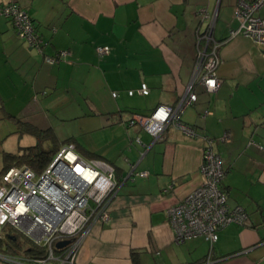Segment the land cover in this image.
<instances>
[{"label":"crops","instance_id":"0c3cea01","mask_svg":"<svg viewBox=\"0 0 264 264\" xmlns=\"http://www.w3.org/2000/svg\"><path fill=\"white\" fill-rule=\"evenodd\" d=\"M10 2L28 12L43 46H29L0 16V109L55 130L45 112L48 93L59 92L60 112L78 118L66 143L114 167L109 217L88 223L76 264H264V46L239 30L237 0H0V6ZM255 15L264 18V7ZM101 46L109 47L102 57ZM213 48L220 84L208 91L196 82L197 98L181 116L195 135L169 123L155 140L128 123L132 112L175 105L198 52ZM60 51L69 54L46 61ZM142 83L147 94L138 91ZM81 107L83 114H73ZM223 135L214 143L225 170L221 186L228 206H242L246 219L220 229L212 244L203 236L178 243L168 209L202 182L204 136ZM131 165L148 174L131 176Z\"/></svg>","mask_w":264,"mask_h":264},{"label":"built area","instance_id":"2783aa9c","mask_svg":"<svg viewBox=\"0 0 264 264\" xmlns=\"http://www.w3.org/2000/svg\"><path fill=\"white\" fill-rule=\"evenodd\" d=\"M261 7H264V0H237L233 14L240 22L239 30L264 46V18L255 15ZM0 16L10 20L17 35L29 46L41 51L43 41L25 9L10 2L0 6ZM96 50L102 57L109 52V47L101 46ZM68 54V51H60L55 57L46 56L45 59L53 63ZM217 65L215 48L208 53L199 51L192 79L176 104H159L149 114L134 112L128 123L139 125L155 140L162 137L169 123L186 134L195 135V129L183 122L181 116L197 98L196 82L208 91L219 86ZM138 91L149 92L145 83ZM128 93L133 91L128 90ZM112 95L118 93L114 91ZM204 139L200 165L202 182L168 209L174 240L178 243L203 236L212 244L220 229L231 223L242 224L246 219L242 206H228L226 192L221 186L224 167L214 143L224 141L225 135L217 139L204 136ZM133 174L146 176L148 172L134 171L131 165L130 175ZM0 181V233L5 226H10L44 251L37 256L0 254L1 259L13 264H76L88 223L108 219L109 200L118 185L112 165L100 159L83 158L73 143L61 145L41 171L36 172L27 165H14L1 173ZM66 239L68 243L56 247L58 241Z\"/></svg>","mask_w":264,"mask_h":264},{"label":"rangeland","instance_id":"374dc122","mask_svg":"<svg viewBox=\"0 0 264 264\" xmlns=\"http://www.w3.org/2000/svg\"><path fill=\"white\" fill-rule=\"evenodd\" d=\"M51 92L52 91H50L47 95V101H49V99H52L51 102H49L51 107L45 112L46 114H49V118L52 119L55 124V130H51L53 132V136L51 137L42 138L36 136L35 134L28 133L25 130V126L21 122L14 119L12 116H9L8 112H3V110L0 109V175L1 170L4 166V152L21 153L24 148L36 145L41 148L47 149L54 145H61L70 140L72 141V139H69L70 137H68V134L70 133L69 126L74 125V122L78 118L73 119L72 117H64V115H71L60 112L62 108L60 100H58L60 97V93L56 92L55 95H52L53 92L52 94ZM70 95L71 94H69L68 96H61V98L70 100ZM71 99H73V97ZM77 99H79L80 101L81 98L79 97ZM74 108L76 107L74 106ZM83 110H85L84 107H81L79 109V112L76 113L75 110V113L73 114H76V116H78L77 114H83V112H85ZM20 165L26 164H15V166Z\"/></svg>","mask_w":264,"mask_h":264},{"label":"trees","instance_id":"16d2710c","mask_svg":"<svg viewBox=\"0 0 264 264\" xmlns=\"http://www.w3.org/2000/svg\"><path fill=\"white\" fill-rule=\"evenodd\" d=\"M12 27L16 32L15 27L13 25ZM34 28L35 31L38 33V35L41 37L35 24H34ZM41 46H43V42ZM22 124L25 126V130L28 133L35 134L38 137L44 138V137L53 136V132L49 128L39 129L29 123H22ZM60 146L61 145H54L52 147L44 149L36 145V146H29L24 148L21 153L4 152L3 154L4 166L1 170V173H3L8 167L12 165L14 166L15 164H22V163L28 165L34 171L39 172L48 165L53 155L57 152ZM1 234H2V237L0 238L1 252L10 254V253H16L21 250V252H23L25 255H35V256L42 254L44 252L42 248L34 245L29 239H27L25 236H23L21 233L17 232L15 229H13L10 226H5L2 232L0 233V235Z\"/></svg>","mask_w":264,"mask_h":264},{"label":"water","instance_id":"95a60500","mask_svg":"<svg viewBox=\"0 0 264 264\" xmlns=\"http://www.w3.org/2000/svg\"><path fill=\"white\" fill-rule=\"evenodd\" d=\"M69 242V240H61V241H58L57 243H56V247H62L63 245H65L66 243H68Z\"/></svg>","mask_w":264,"mask_h":264}]
</instances>
